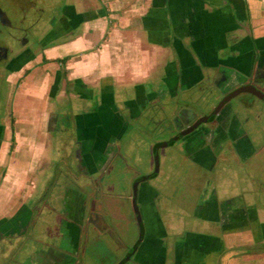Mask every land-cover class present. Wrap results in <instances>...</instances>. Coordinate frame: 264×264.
Wrapping results in <instances>:
<instances>
[{
	"label": "flooded vegetation",
	"instance_id": "obj_1",
	"mask_svg": "<svg viewBox=\"0 0 264 264\" xmlns=\"http://www.w3.org/2000/svg\"><path fill=\"white\" fill-rule=\"evenodd\" d=\"M44 12L42 0H0V141L8 116L15 139V95L32 70L25 59L41 40ZM43 33L49 38L54 28ZM254 55L246 62L194 64L199 74L194 85L183 64L182 76L167 68L173 72L167 94L160 89L147 97L141 90L132 98L131 93L119 95L114 115L104 108L102 131L94 133L100 136L80 141L75 157L62 165L56 162L57 173H64L70 188L54 192V204H48L59 176L54 175L39 195L29 198L32 209L25 215L30 220L21 227L25 234L11 238L0 264H148L152 237L147 214L183 227L195 222L193 214L202 206L220 203V195L229 191L239 195L226 202L248 206L259 220L257 207L264 208V49ZM177 78L186 84L184 89ZM106 101L114 105L116 100ZM134 124L138 131L142 124L151 128L145 129L152 137V167L147 171L129 164L138 140L132 135L136 129L130 131ZM169 149L181 153V166L176 159L172 163L189 187L179 193V208L167 204L169 199L151 181ZM176 230L171 235L179 236ZM153 252L167 256L165 245L158 244Z\"/></svg>",
	"mask_w": 264,
	"mask_h": 264
},
{
	"label": "crops",
	"instance_id": "obj_2",
	"mask_svg": "<svg viewBox=\"0 0 264 264\" xmlns=\"http://www.w3.org/2000/svg\"><path fill=\"white\" fill-rule=\"evenodd\" d=\"M42 7L41 40L25 59L32 70L15 95V139L8 116L0 141L2 256L11 238L25 234L27 201L54 178L52 161L75 157L80 141L98 138L104 108L114 115L119 95L167 94L173 73L167 68L182 76L183 64L194 85V64L246 62L264 49V0H42ZM113 96L114 105L106 101ZM238 195H220V203L205 204L183 227L147 214L148 264H264V208L257 207L258 220L248 206L226 202ZM47 203L54 204L53 191ZM158 244L166 258L153 252Z\"/></svg>",
	"mask_w": 264,
	"mask_h": 264
},
{
	"label": "rangeland",
	"instance_id": "obj_3",
	"mask_svg": "<svg viewBox=\"0 0 264 264\" xmlns=\"http://www.w3.org/2000/svg\"><path fill=\"white\" fill-rule=\"evenodd\" d=\"M31 40H33L32 36H31ZM142 127H143L141 129L142 131H138V127L135 124L132 126V129L130 128L131 129L130 131H132L133 129H136V131H138L136 132L133 130L134 133L132 134L133 136L135 135V138L138 140L135 142V147L133 149L134 151H133V157H132L133 159L131 158L129 160V164H132L134 166L137 165L138 167H142L145 169V171H147L148 169H151L152 167V153H151L150 144H149L150 139L152 137L150 136V133L145 131V129L149 130L151 128L149 126H145L144 124H142ZM135 132L137 133V135ZM127 138L128 137L123 138L125 142H128L129 138L128 139ZM181 156H182L181 153L178 152L177 150L169 149V152H166V156L162 157V160L160 161V168H159L158 176L154 178L153 180H151L155 186L160 187V190L162 194L164 195V197L169 199V200H166L167 204L173 205L175 206V208L183 207L181 206L182 201H181L179 193L181 192V189L183 188L186 189L188 187V186L186 187V185L184 184L185 179L183 178V175L178 174L180 170L177 171V169H175L174 163H172V160L176 159L175 164L177 166H181L180 164L181 163L180 161L182 160ZM71 158L72 157H69V159ZM56 164L57 163L54 162L53 160L49 168L51 171H54V175H57V176L59 175L56 181V184H55V188L53 186L52 191L55 193H59V192L62 193L60 188L65 185L66 180L63 177L64 176L63 172L62 174L57 173V169L59 167H57ZM60 165H62L61 162H60ZM41 191L42 190L39 189L37 194L39 195ZM175 195L178 197H176ZM164 212H167V209H165ZM173 214H176L175 210ZM173 214L169 213L168 218L169 217L172 218Z\"/></svg>",
	"mask_w": 264,
	"mask_h": 264
}]
</instances>
